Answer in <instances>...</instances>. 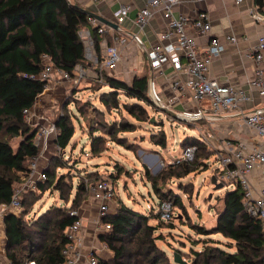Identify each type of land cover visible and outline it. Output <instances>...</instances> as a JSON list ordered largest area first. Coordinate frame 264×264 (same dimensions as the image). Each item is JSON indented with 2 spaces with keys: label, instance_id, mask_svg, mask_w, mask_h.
<instances>
[{
  "label": "trees",
  "instance_id": "1",
  "mask_svg": "<svg viewBox=\"0 0 264 264\" xmlns=\"http://www.w3.org/2000/svg\"><path fill=\"white\" fill-rule=\"evenodd\" d=\"M89 16L85 8L70 0H0V206L11 202L14 185L22 181V173L28 170V163L39 155L42 147L35 142L38 126L28 122L24 110L32 109L45 90L46 81L38 76L44 66L43 56L47 55L55 66L73 74L77 64H86L85 43L79 31L89 27L102 59L101 41L108 37V33H100V24L92 25ZM108 41L112 43V38L108 37ZM103 76L109 87L99 96L104 107L118 112L125 109L136 121L156 122L148 110V107L155 110L159 107L149 91L150 70L135 74L130 82L107 72ZM121 95L127 100H122ZM56 125L59 128L56 144L65 149L75 134L72 115L62 113L56 119ZM135 129L136 122L124 115L122 119L102 126V130L95 129L101 132L92 135V152L99 154L107 149L106 136L119 145L126 144L125 137L119 133ZM159 131L155 143L165 147L167 136L164 130ZM14 137H21L16 147L12 143ZM193 137L186 139L184 145L195 146L199 152L197 158L172 166L169 177L182 179L200 171L201 166L209 167L207 159L212 152L198 140L199 137ZM118 169L122 170L121 166ZM46 172L48 178L38 182L39 191L53 187L63 198L68 197L74 186L66 185L65 175L56 179L51 167H46ZM146 174L160 200H171L174 205L185 209L177 193L160 188L162 173L152 175L147 170ZM88 177V181L84 178L76 184L69 208L49 207L31 222L24 216L35 202L32 197L36 192H24L20 210L7 212L5 217L7 254L12 264H29L31 261L35 264H61L65 261L63 249L70 242L65 230L79 217L70 211H79L90 194L88 182L92 180V174ZM221 199L222 209L217 212L213 225L190 223L197 234L205 237V243L203 249L193 250L194 256L189 264H264V225L245 210L242 188L234 187ZM148 219L149 215L125 204L104 216L103 222L110 223L111 228L102 232L100 239L114 254L110 259L99 257V264H177L157 245V239L162 235H155L158 227L150 224ZM217 233L231 238L225 245L235 247V250L222 246L220 240L212 237ZM175 251L184 254L180 248H174L173 253Z\"/></svg>",
  "mask_w": 264,
  "mask_h": 264
},
{
  "label": "rangeland",
  "instance_id": "2",
  "mask_svg": "<svg viewBox=\"0 0 264 264\" xmlns=\"http://www.w3.org/2000/svg\"><path fill=\"white\" fill-rule=\"evenodd\" d=\"M148 70L149 68L145 64L143 71ZM53 80L57 82L52 83L44 90L48 92V104L51 105L49 118L54 121L62 113H69L75 123V134L65 149H61L55 140L49 142L48 148L44 152L41 147L38 158L42 166L51 167L55 171L56 179L64 174L66 185L72 184L74 188L66 198H63L59 190L53 187L42 192L35 191L36 194L32 197L35 202L24 216L25 220L31 222L39 218L49 207L62 206L69 208L76 191V184L84 178L88 181V175L92 174V180L88 182L90 185L100 179H107L115 187L116 198L111 201L110 212L125 204L149 215V223L158 227L154 232L155 235H162L161 238L157 239V245L164 249L172 259L174 248H180L183 250L184 258L188 262L191 261L194 256L193 250L204 248L203 238L205 237L197 234L190 223L213 225L217 212L222 209L223 201L221 197L227 191L234 189L233 183L224 182V187L221 189H215L211 183L213 172L216 171L220 174L222 170L216 147H220V144L229 138H213L212 141L206 132L204 123L193 115L176 118L172 115L168 116V113L159 107L158 110L148 107L151 119L156 120V122L151 120L153 122L151 123L150 121L140 122L134 120L125 109H122L121 112H118L117 109H107L101 103L99 96L101 91L108 90L109 87L96 78L91 80L89 86H86L85 83L75 85L69 81L60 82L56 74ZM150 95L152 96L151 91ZM121 99L127 100V97L121 95ZM167 108L184 114L174 107ZM187 111L193 110L188 109ZM122 115L136 122L134 131L119 133L120 136L125 137L126 144L119 145L116 141L111 140L109 136H106L108 140L106 142L107 149L99 154L93 153L91 150L93 133L100 134L102 126H107L113 120L122 119ZM98 128L100 130L96 131L95 129ZM159 130H164L163 132L167 136L165 147L155 143V139L161 132ZM201 133L206 134L205 138H209L211 140L210 144L213 143V146L202 141ZM53 136L56 138V135ZM193 136L199 137L198 140H201L200 142L205 144L212 152L207 159L209 167L204 168L201 166L200 171L191 173L182 179L175 176L169 177L170 168L176 166L174 163L175 158L183 153L184 141ZM20 139L21 137L12 139L15 147ZM198 153L196 150L191 161L197 158ZM150 157L155 161L154 166L150 165ZM118 166H121L122 170H119ZM147 170L152 175L162 173L163 178L159 179L160 188L165 192L177 193L185 205L183 210L173 203L174 217L169 221H164L160 217L158 212L160 198L152 187V183L146 174ZM86 200V202H82V205L86 203L89 206L88 208L95 207L92 206L96 204L92 201L91 194L87 196ZM79 216H81L80 211ZM98 218H100L99 209H97V218L94 220ZM85 222L91 224V219ZM104 223L103 218H100L98 225H95V231L98 232V235L95 236L96 242L100 241L102 243V250L100 249L101 251L95 253L100 258L110 259L114 253L100 239V234L105 232L103 230ZM212 237L220 240L222 246L232 251L235 250V247L229 248L225 245L231 238H227L221 233L213 234Z\"/></svg>",
  "mask_w": 264,
  "mask_h": 264
},
{
  "label": "built area",
  "instance_id": "3",
  "mask_svg": "<svg viewBox=\"0 0 264 264\" xmlns=\"http://www.w3.org/2000/svg\"><path fill=\"white\" fill-rule=\"evenodd\" d=\"M186 1L196 2L201 0H144L145 5L139 9L135 17L136 24L141 28L150 23L157 10H160L167 20L166 28L158 33V41L148 51V55L152 68L157 69L166 63H170L178 72L179 76L174 79L172 87L177 91L185 89L196 104V109L185 112L199 118L206 111L201 103L207 101L210 105L209 117L213 118L221 112L240 106L247 109L245 106L253 101L252 93L254 91L264 98V68L260 65L255 70V76L248 80L251 94L243 88L229 83H222L217 77L211 75L210 66L213 58L222 53L228 42H237L238 37L228 35L225 40H222L220 37L214 36L209 15L204 10H197L194 16L177 15L175 13L176 6ZM241 1L237 0L238 3ZM131 9L132 5L130 3L121 4L115 12L118 21L127 17ZM252 13L257 21L264 22V15L256 11ZM89 21L92 25H95L97 19L89 16ZM108 29L112 30L113 27L100 24L98 31L104 33ZM79 34L85 43L86 62L89 61L99 68L96 79L99 82H104L103 73L106 70H109L112 75L119 69L123 57V47L130 44V38L127 35H113V42L105 43L104 51H101L102 59L100 60L90 28H81ZM200 36L208 38V42L204 47L198 42ZM132 40L142 44V39L138 35L133 36ZM250 57L259 64L264 61L263 35L259 37L258 43L250 53ZM43 58L44 66L38 76L46 81L45 89L52 84L55 74L59 75L62 80H68L75 85L80 84L86 75L87 63L77 64L72 74L55 66L47 55H44ZM183 73L186 74V77L182 79L180 75ZM149 91H151L154 101L162 104L154 80L152 86L149 83ZM31 110L28 108L24 110L27 120ZM247 110L244 120L253 134L251 147H247L239 140L233 143L231 138L226 139L220 147H216L218 159L222 166L221 173L218 174L215 171L213 175H216L218 181L233 183L234 187L240 186L244 193L245 210L261 220L264 225V106ZM58 131L59 128L55 121L40 124L36 131L35 142L40 144L44 150L47 147L48 137L57 135ZM205 142L213 146V143L210 144L211 140L209 138H206ZM195 152V146L184 147L182 155L175 158L174 163L191 161L195 156ZM38 157L36 156L30 160L28 170L22 173V181L14 185L11 202L4 205L11 209L20 210L24 192L39 191L38 182L46 180L48 176L46 167H40ZM254 172L261 174L263 183L259 184L257 182ZM89 191L91 196L99 201L100 218H103L110 212L111 201L116 198L115 187L107 179H100L90 185ZM173 207L171 200H160L158 212L162 220L169 221L174 217ZM70 213L73 215L79 214V211L71 210ZM100 218L97 219V225ZM82 224V217L79 216L66 228L65 232L70 238V242L63 249L65 261L61 264H78L84 256H86L88 264H99V257L95 252H89L85 255L82 251L84 244V239L80 235ZM110 228V223L103 224L104 231ZM104 245L107 246V243L104 242ZM29 264H35V262L31 261Z\"/></svg>",
  "mask_w": 264,
  "mask_h": 264
},
{
  "label": "crops",
  "instance_id": "4",
  "mask_svg": "<svg viewBox=\"0 0 264 264\" xmlns=\"http://www.w3.org/2000/svg\"><path fill=\"white\" fill-rule=\"evenodd\" d=\"M79 4L86 10L96 12L117 24L112 30L108 29V37L112 38L113 35L122 36L127 35L130 38V44L123 47V57L119 69L115 71L118 78H122L130 82L135 74L143 71L145 64L153 74L155 87L161 96L162 104L167 107H174L182 112L188 109H196V104L190 98L189 93L185 89L175 90L172 87L174 79L179 74L174 69L172 64L166 63L162 67L154 69L149 60V50L158 41V33L164 30L167 26V20L164 18L162 12L157 10L151 19L150 23L141 28L135 22V17L141 7L145 5L144 0H70ZM123 3H130L132 9L127 17L118 21L115 12ZM197 10H204L208 13L209 19L212 23V34L225 40L228 35H235L238 37L237 42H228L226 48L222 53L213 58L210 66V73L212 76L217 77L222 83H229L236 87L243 88L247 93L251 94L248 86V80L255 76V70L260 65L264 68V61L257 63L250 57V53L254 46L258 43L260 36H264V22H259L253 17V11L264 15V0H201V1H186L176 6L175 13L194 16ZM103 24L98 20L95 25ZM105 25V24H104ZM138 35L142 39V44L134 42L133 36ZM108 37L102 38L101 47L102 52L105 48V43H109ZM198 42L201 46H205L208 42L207 37H198ZM86 75L81 80L80 84L85 83L89 86L91 80L95 79L98 75L99 68L86 62ZM111 74L109 70H106ZM113 73V72H112ZM113 73V74H114ZM112 74V75H113ZM61 81L59 75L56 74ZM182 79L186 77L183 73L180 75ZM54 82H57L56 80ZM70 82V81H69ZM254 99L251 103L245 106L247 109H254L264 106V98L261 97L256 91L252 93ZM49 96L47 91H43L37 98L28 122L32 125L47 124L50 120L51 105L48 104ZM201 106L206 109L203 116L198 120L204 123L206 132L209 134L211 140L213 138H231L233 143L237 140L251 147L253 142L252 131L246 125L244 116L248 111L243 106L235 109L226 110L221 112L218 116L213 118L209 117V103L204 101ZM56 120V119H55ZM54 120V121H55ZM56 122V121H55ZM202 135V136H201ZM201 139L205 142L206 134L201 133ZM55 140L53 135L47 139V147L49 142ZM216 144V143H215ZM223 143L220 144V146ZM218 145V144H216ZM41 163V161H40ZM41 165V164H40ZM150 165L154 166L155 161L150 157ZM43 168L44 166H40ZM259 184L263 183V178L259 172H254ZM256 180V179H255ZM87 201V200H86ZM85 201V202H86ZM92 201L96 205L94 208H88L87 204H83L79 209L82 217V228L80 235L84 239L82 251L85 255L90 252H98L101 248V242H96L95 236L98 232L95 231L97 225V209H99V201L92 197ZM96 206L98 207L96 209ZM6 207V208H5ZM5 209V210H4ZM116 210V209H115ZM18 212L19 210L10 208L7 205L0 206V264H12L7 254V236H6V222L5 217L7 212ZM114 212V211H113ZM91 219V224L85 221ZM97 229V228H96ZM100 250V251H101ZM98 256V254H97ZM99 257V256H98ZM88 264L86 256L78 264Z\"/></svg>",
  "mask_w": 264,
  "mask_h": 264
},
{
  "label": "water",
  "instance_id": "5",
  "mask_svg": "<svg viewBox=\"0 0 264 264\" xmlns=\"http://www.w3.org/2000/svg\"><path fill=\"white\" fill-rule=\"evenodd\" d=\"M86 12L88 13V15H90V16L94 17L95 19H97L100 23H103V24L111 26V27H117V24L114 21H112V20H110V19H108V18H106V17H104V16H102V15L96 13V12H93V11H90V10H86ZM149 83H150V86H152V83H153V74L152 73L149 76ZM151 90H152V87H151ZM156 104L163 111H165L166 113H168V114H170V115H172L173 117H176V118H183L185 115H190V114L186 113L185 111L183 112L184 114H180V113L174 112V111L168 109L167 107H165L163 105H160L159 102L156 103ZM152 120L154 121V119H152ZM211 183L214 185L215 189H221V188L224 187V183L221 182V181H218L216 175H212L211 176ZM173 260L177 264H189V262L178 251H175L173 253Z\"/></svg>",
  "mask_w": 264,
  "mask_h": 264
}]
</instances>
